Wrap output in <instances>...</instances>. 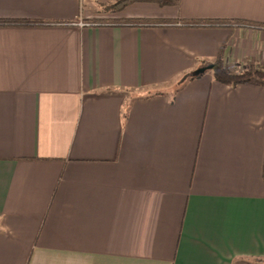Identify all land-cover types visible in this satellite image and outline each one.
I'll return each instance as SVG.
<instances>
[{"label":"crops","instance_id":"obj_1","mask_svg":"<svg viewBox=\"0 0 264 264\" xmlns=\"http://www.w3.org/2000/svg\"><path fill=\"white\" fill-rule=\"evenodd\" d=\"M116 1L0 0V264H264V0Z\"/></svg>","mask_w":264,"mask_h":264},{"label":"trees","instance_id":"obj_2","mask_svg":"<svg viewBox=\"0 0 264 264\" xmlns=\"http://www.w3.org/2000/svg\"><path fill=\"white\" fill-rule=\"evenodd\" d=\"M180 0H117L115 3L116 8L125 7L128 4L136 2H147V3H156L160 6H175L179 4ZM32 22V21H31ZM160 21L157 20H147V19H133L128 22L130 25L135 26H154L160 24ZM232 22L230 20L223 22L216 21H207L202 23H188L189 25H210V26H223L230 25ZM234 23V22H233ZM212 73L217 81H220L224 84L236 87L241 84H257L264 86V70H250L240 74H233L226 71L223 68L222 54L219 58L213 63Z\"/></svg>","mask_w":264,"mask_h":264},{"label":"water","instance_id":"obj_3","mask_svg":"<svg viewBox=\"0 0 264 264\" xmlns=\"http://www.w3.org/2000/svg\"><path fill=\"white\" fill-rule=\"evenodd\" d=\"M212 68H213V66H209V67H208V69H212ZM202 71H205V70H202Z\"/></svg>","mask_w":264,"mask_h":264},{"label":"built area","instance_id":"obj_4","mask_svg":"<svg viewBox=\"0 0 264 264\" xmlns=\"http://www.w3.org/2000/svg\"><path fill=\"white\" fill-rule=\"evenodd\" d=\"M83 25H84V24L81 22V23H80V26H83Z\"/></svg>","mask_w":264,"mask_h":264}]
</instances>
